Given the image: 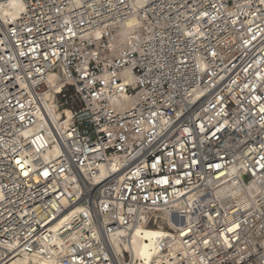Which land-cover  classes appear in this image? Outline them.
Listing matches in <instances>:
<instances>
[{
	"label": "built area",
	"instance_id": "2783aa9c",
	"mask_svg": "<svg viewBox=\"0 0 264 264\" xmlns=\"http://www.w3.org/2000/svg\"><path fill=\"white\" fill-rule=\"evenodd\" d=\"M17 1L0 19V264H140L113 238L150 210L173 234L150 264H264V201L240 177H264V0ZM41 117L50 160L24 136Z\"/></svg>",
	"mask_w": 264,
	"mask_h": 264
},
{
	"label": "bare ground",
	"instance_id": "6f19581e",
	"mask_svg": "<svg viewBox=\"0 0 264 264\" xmlns=\"http://www.w3.org/2000/svg\"><path fill=\"white\" fill-rule=\"evenodd\" d=\"M22 5L17 0H10L7 2L0 3V19L9 23L18 18L22 12ZM140 27V23L136 19L129 20L124 29L120 32L118 43H125L128 35L136 31ZM49 83L51 88L55 91L59 90L62 82L57 75L49 76ZM129 83V81H127ZM55 97L52 94L46 95L47 108L49 109V120L55 124L59 125L60 123L65 126L71 122V114L66 111L62 113L57 111L56 106L53 103ZM125 95H116L113 97V101L120 103L125 99ZM40 119L44 121L38 122L34 127L24 132V136L29 138L35 135L37 136V141L35 144L37 147L42 146L46 148V153L44 155L45 159L50 160L52 157L57 155V147L54 144V141L48 131L49 121L41 117ZM240 177L244 180L246 184V190L249 195L252 197H259L264 201V177H257L255 179L245 178V174L241 173ZM79 214V210H76L63 221H59L57 225L51 230L55 234L64 223L76 217ZM151 218H154L157 229L149 228L148 223ZM171 225L170 218L166 213L156 212L154 210L146 211L143 217V223L135 227L133 232L130 233L128 238L125 235L121 237L115 236L113 238V243L117 251L122 253L124 250L130 251L133 254V257L136 261L141 262L140 264H150L151 261L159 259V246L164 238H171L173 234L166 229L167 225ZM12 251H15L12 249ZM15 253V252H14ZM5 264H64L61 262H56L48 260L46 258L39 257L37 255H28V254H16Z\"/></svg>",
	"mask_w": 264,
	"mask_h": 264
},
{
	"label": "rangeland",
	"instance_id": "374dc122",
	"mask_svg": "<svg viewBox=\"0 0 264 264\" xmlns=\"http://www.w3.org/2000/svg\"><path fill=\"white\" fill-rule=\"evenodd\" d=\"M68 111L67 109H64V112Z\"/></svg>",
	"mask_w": 264,
	"mask_h": 264
}]
</instances>
